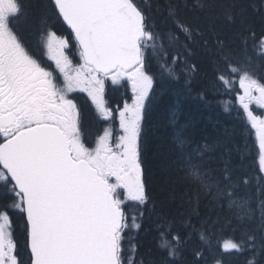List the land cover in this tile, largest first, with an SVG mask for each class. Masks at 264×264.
I'll return each mask as SVG.
<instances>
[{"label": "snow or ice", "instance_id": "6c2138e0", "mask_svg": "<svg viewBox=\"0 0 264 264\" xmlns=\"http://www.w3.org/2000/svg\"><path fill=\"white\" fill-rule=\"evenodd\" d=\"M50 7L71 29L79 45L81 68L86 71L70 74V62L63 53L67 41L47 31L48 52L65 79L64 88H58L52 73L30 54L11 24L20 15L19 0H0L2 197L25 217L30 264H124L122 233L129 225L120 197L140 204L148 199L139 140L145 100L154 79L144 71L145 53L150 42L156 48L158 37L148 27L137 0H50ZM178 27L188 31L183 25ZM257 47L264 55V38ZM163 67L172 74L171 68ZM232 72L243 73L244 95L239 100L256 130L259 169L264 172V118L249 111L252 101L264 107V84L246 69L232 68ZM109 75L113 81L127 77L132 103L119 112L121 135L115 143L112 132L105 129L90 148L82 139L77 105L66 92L85 85L98 110L107 113L102 97ZM232 195L222 193V198ZM261 208L254 231L239 241L225 239L219 246L222 252L254 250L256 233L264 246V204ZM133 226L138 227L134 222ZM12 228L5 203L0 210V264H22ZM167 235L162 233L161 247L175 256ZM215 264L223 260L216 259Z\"/></svg>", "mask_w": 264, "mask_h": 264}, {"label": "trees", "instance_id": "16d2710c", "mask_svg": "<svg viewBox=\"0 0 264 264\" xmlns=\"http://www.w3.org/2000/svg\"><path fill=\"white\" fill-rule=\"evenodd\" d=\"M138 4L158 38L155 49L150 42L144 63L154 78L141 148L148 199L128 206L132 224L124 231V244L129 241L126 254H137L134 264H215L216 259L235 264L234 258L239 264H256L264 257L260 233L254 250L245 247L233 253L235 257L219 246L223 235L239 241L251 234L264 204L258 140L238 103L240 89L234 81L243 73L232 72L247 68L264 84V55L257 47L264 36L263 0H138ZM23 11L18 29L31 44L45 26L63 27L49 0H23ZM127 92L124 85L111 86L106 90L108 105L121 106ZM86 124L90 132L95 129L89 112ZM3 187L0 209L8 204L14 237L25 253V221L2 197ZM227 192L233 195L222 198ZM234 199L241 200L243 211L229 207L228 200ZM229 221H233L229 231L217 232ZM162 233H168L175 256L161 247ZM212 237L217 240L209 255L203 243Z\"/></svg>", "mask_w": 264, "mask_h": 264}, {"label": "rangeland", "instance_id": "374dc122", "mask_svg": "<svg viewBox=\"0 0 264 264\" xmlns=\"http://www.w3.org/2000/svg\"><path fill=\"white\" fill-rule=\"evenodd\" d=\"M69 48V46H68V44H66V46L64 47V49H63V53H64V50H67ZM44 53H45V55L47 56V57H51L52 58V56L49 54V52H48V49H47V43H46V38H45V42H44ZM161 57L162 58H164L165 57V52H162L161 53ZM54 59V58H53ZM71 59H68V61H70ZM54 62L56 63V60L54 59ZM82 63V62H81ZM58 68V67H57ZM83 71H85V70H83ZM73 72H74V67H73ZM76 75V73L73 75V76H75ZM252 77V76H251ZM107 78H110L111 80H113L112 78H111V75H109ZM117 79H126L125 81L127 82V86L130 88V93H131V95H129V99H128V101L126 102L127 104H131L132 103V99H133V92H132V88H131V83H130V81L127 79V77L126 76H120V77H118ZM238 84H239V86H240V88H241V85H240V78L238 79ZM241 90H242V92L239 94L240 96H242V95H244V90L241 88ZM83 92H88L87 90H86V86L85 85H83V84H81V85H79V86H77V87H74V89L72 90V97H73V99H77V100H79V102L81 103V106H82V108H83V110H89V109H93L94 108V106H95V108L96 109H98L97 108V106H96V103L94 102V106H92L91 105V102H90V98H88V97H86L85 95H83L82 93ZM254 95H259V93H257V92H254L253 93ZM102 99H103V97H102ZM147 99V98H146ZM146 101V100H145ZM252 102H254L255 104H256V106H259V107H262L261 105H259V104H257L255 101H252ZM251 102V103H252ZM125 103V104H126ZM238 103H239V105L242 107V109H243V106H242V104H241V102H240V100L238 99ZM251 103H249V111H251L252 113H253V115H255V116H258V115H256L257 113H256V111H257V109H256V107H253L252 105H251ZM103 104H104V106H105V102H104V100H103ZM125 106V105H124ZM124 106H122V107H120L119 109H118V111H117V113L116 114H112L110 111H108L107 113H104V114H102L100 111L98 112L99 114H100V119H97V120H95V129L92 131V132H90V131H88V144H86L88 147H90V148H92V147H95V143H96V139H97V137L98 136H100V135H102L103 134V132H104V130L105 129H109L111 132H112V135H114V140H112V142L113 143H115V139L117 138V137H119V135H121V130H120V116H119V112L124 108ZM106 108V107H105ZM107 109V108H106ZM244 110V109H243ZM110 113V114H109ZM244 113H245V115H246V117H247V119H248V122H249V124H250V127H251V130H252V133L254 134V135H256V130L254 129V128H252V126H251V121H250V119H249V117H248V115H247V113L244 111ZM142 116H143V114H142ZM258 117H260V118H264V112L260 115V116H258ZM141 123H142V120H141ZM85 126H87V128H89L88 127V125L86 124ZM257 136V135H256ZM211 171H213V169H211ZM201 174V173H200ZM203 178V177H202ZM205 178V177H204ZM122 200H123V203H125V201L126 200H128L126 197H124L123 195H121V197H120ZM237 201V202H236ZM241 200H238V199H234V200H228V205H229V207L230 206H234V207H236V208H238L239 209V211H243L242 210V208H241V206H243V203H241L240 202ZM231 224H233V221H229L227 224H226V226L224 227V228H220L219 230L220 231H218L217 230V232H221L222 231V233L223 232H226V231H229L230 230V225ZM213 240H214V238L212 237L211 239H209V243H203V247L206 249V251L208 252V254L209 255H211V254H213L214 253V248H213V246H212V244H214L213 243ZM217 240V238L214 240V242ZM255 245H258L257 243H255ZM234 260H235V264H239L240 262H239V258H234ZM264 261V257H260V260H258V262L260 263V264H264V263H261V262H263ZM242 262V261H241Z\"/></svg>", "mask_w": 264, "mask_h": 264}, {"label": "flooded vegetation", "instance_id": "af4514ba", "mask_svg": "<svg viewBox=\"0 0 264 264\" xmlns=\"http://www.w3.org/2000/svg\"><path fill=\"white\" fill-rule=\"evenodd\" d=\"M26 40L28 41V39L26 38ZM28 43H30L29 41H28ZM31 44V43H30ZM34 45V44H33Z\"/></svg>", "mask_w": 264, "mask_h": 264}, {"label": "bare ground", "instance_id": "6f19581e", "mask_svg": "<svg viewBox=\"0 0 264 264\" xmlns=\"http://www.w3.org/2000/svg\"><path fill=\"white\" fill-rule=\"evenodd\" d=\"M248 173V172H247ZM197 238V237H196ZM189 242V241H188ZM210 257V256H209Z\"/></svg>", "mask_w": 264, "mask_h": 264}]
</instances>
